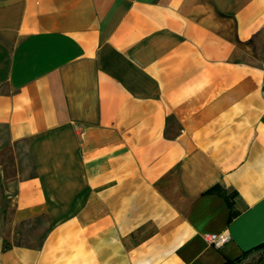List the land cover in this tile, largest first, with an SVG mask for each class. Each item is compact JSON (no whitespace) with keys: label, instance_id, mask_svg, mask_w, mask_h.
Masks as SVG:
<instances>
[{"label":"crops","instance_id":"obj_1","mask_svg":"<svg viewBox=\"0 0 264 264\" xmlns=\"http://www.w3.org/2000/svg\"><path fill=\"white\" fill-rule=\"evenodd\" d=\"M263 245L264 0H0V264Z\"/></svg>","mask_w":264,"mask_h":264},{"label":"built area","instance_id":"obj_2","mask_svg":"<svg viewBox=\"0 0 264 264\" xmlns=\"http://www.w3.org/2000/svg\"><path fill=\"white\" fill-rule=\"evenodd\" d=\"M205 241L215 247L225 245L230 240V236L227 232L221 234H206L204 235Z\"/></svg>","mask_w":264,"mask_h":264},{"label":"trees","instance_id":"obj_3","mask_svg":"<svg viewBox=\"0 0 264 264\" xmlns=\"http://www.w3.org/2000/svg\"><path fill=\"white\" fill-rule=\"evenodd\" d=\"M259 249L264 250V245L261 246ZM242 261H243V258H240V259H237V260L234 261V262H228V263H226V264H241Z\"/></svg>","mask_w":264,"mask_h":264}]
</instances>
